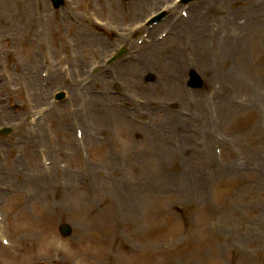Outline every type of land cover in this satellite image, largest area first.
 Wrapping results in <instances>:
<instances>
[{
    "label": "rangeland",
    "instance_id": "obj_1",
    "mask_svg": "<svg viewBox=\"0 0 264 264\" xmlns=\"http://www.w3.org/2000/svg\"><path fill=\"white\" fill-rule=\"evenodd\" d=\"M81 1L68 0L71 7L70 18L63 22L64 26L54 28L53 39L45 25L44 35L50 38L45 37L44 41L50 44V48L59 49L61 42L64 45L66 31V37L73 36L74 31L70 25L74 27V8L77 9ZM93 1L95 4L99 2ZM107 1L103 0V4ZM173 1L129 0L124 6L128 9L124 15L117 6L115 11L105 8L99 16L102 21H109L110 26H118L117 30L120 31L125 25H132L152 11H157L160 6ZM45 2L46 0L43 3ZM205 2L207 3L204 4ZM205 2L187 9L199 22L187 20L181 28V32L186 33L188 23L198 25L193 32L189 29L188 33L196 37L203 48H194L191 64L187 62L190 60L184 52V61L201 72L207 82V89L202 94L189 93L185 87L184 90L182 87L181 89L191 96L196 95L190 102H198L200 109L197 110L198 106L190 109L186 100L174 91L166 96L164 91L159 90L158 85L163 75L158 74L162 66L155 53L152 60L155 62L156 58L157 63L150 64L149 69L153 68L156 84L150 85L151 87L143 85L141 71L136 78L139 85L141 83V89L133 81H126L122 93L123 104L121 105L119 98L113 100L118 102L119 107L113 106L117 113L114 109L113 112L109 111L112 109V102L107 99L104 103L106 113L103 115L104 124H101L103 131L109 132L112 122H117L119 126L122 120L128 125L127 131L132 128L131 132H134V137L131 133L126 136L119 128L123 142V160L130 165V172L126 166L119 167L112 161L111 155L117 154L119 150L113 143L115 138L110 137L109 133L106 141L103 144L98 142V146L90 145L89 139L86 140L90 152L96 158V166L94 163L84 166L81 158V165H70L56 153H52L55 157L52 156L54 159L51 158V162L55 167L52 166L54 171L51 176L47 175L50 180L44 184L45 188H49L46 196L37 199L39 205L35 202L25 206L34 220H41V225L22 224L16 232V239H41L39 249L43 253L39 251L35 260L40 259L25 264H46L47 259L41 258V255L52 250L54 242L60 239L57 234L61 222H68L74 230L73 236L66 240V245L83 249L91 264H109V258L110 264H264V0ZM17 3L15 0H0V18L9 21L8 24L0 22V39L5 45L3 52L8 55L9 51H14L9 56V62L6 57H0V73L1 70H7L8 64L11 68L8 71L13 78L18 70V62L24 60L20 54L24 56L32 48L29 42L23 45L18 23L9 20L10 12L18 11ZM32 10L34 12L33 4ZM252 16L254 19H251ZM170 30L171 28L164 26L158 36ZM202 33L215 39L206 40L202 38ZM10 34L15 36L12 42L7 39ZM201 41L209 42L208 46H203ZM98 42L100 41L97 39L90 41L95 45ZM168 42L170 44L167 45V50L174 48L171 43H180V40L169 38L166 43ZM88 50V47L81 52L75 50L76 58H84L85 61L82 62L95 63L101 56L97 54L95 57ZM164 52L167 51L163 49L162 53ZM162 53L159 57H164ZM141 55L143 61L146 52H141ZM137 66L140 67L138 64ZM37 72L40 73L39 70ZM167 75L179 77L182 81L186 78V74L179 70L174 72L169 69ZM0 77V127L9 124L18 130L23 123L14 125L10 123V119L17 108H20L19 93L13 91V85L7 83L3 74ZM132 84L133 92L127 91L126 88L129 89ZM9 102L16 108L15 111L10 109ZM170 102L176 103L178 114L158 110L160 105L167 106ZM208 111L217 117L210 118ZM124 115H131V122ZM22 116L23 114H19L18 119ZM137 120L143 122L142 128L136 126ZM207 120L209 123H206ZM195 122L201 125H194ZM60 126L55 123L53 128L57 135ZM62 126L67 127L65 124ZM44 129L42 125L40 129H33L34 135H27L26 141L32 142V146L28 147L19 146L24 135L15 140L17 145L13 149L9 148L7 138L0 139L1 153L8 154L7 167L12 168L16 161L26 160L27 164L21 166L22 173L42 171L45 176L35 151L39 145L52 143L55 137L45 134ZM86 130L88 132L90 129ZM73 140L74 133L70 136L71 148L79 156ZM215 148L222 150L221 156L216 154ZM31 156H35V162L30 166L28 163ZM93 167L98 170L92 171L95 169ZM9 168L5 171L10 172V177L5 176L7 172H2L0 184L7 182L16 188L30 190L31 185L23 182V178L17 174L14 175L15 171H8ZM109 171H112L113 181L120 188H125V178L135 179L138 204L135 203L134 209L132 207V216L122 218V225L117 224L113 218L109 219L100 196L98 198L93 195L95 198L92 202L96 210L87 216L79 209L77 199L83 188L75 193L70 192L74 177L77 182L90 177L97 180V184H91L88 180L87 184L82 180L83 183L99 194L100 190L103 191V186H100L102 184L98 183L99 179L105 177L110 180V184L106 183L108 186L114 185L107 174ZM74 172H81L82 176H76ZM59 174L62 176L59 177ZM217 184L221 185L219 190L216 189ZM21 199L26 202V198ZM24 203L12 202L13 206ZM12 209L10 205L8 210ZM16 210H19L18 207ZM14 218L18 219L17 214ZM24 220L26 218L23 217L20 223ZM106 250H109V254ZM64 261L62 256H57L49 264H63Z\"/></svg>",
    "mask_w": 264,
    "mask_h": 264
},
{
    "label": "bare ground",
    "instance_id": "obj_2",
    "mask_svg": "<svg viewBox=\"0 0 264 264\" xmlns=\"http://www.w3.org/2000/svg\"><path fill=\"white\" fill-rule=\"evenodd\" d=\"M112 5H113V3L110 0H108V4L106 5V7H111ZM102 8H103V5H102ZM89 10H90L89 5H86L87 15L85 14V16H84L85 19H88L89 16L91 15V13H90L91 11L89 12ZM21 12L22 13H27V14H24V16H28L29 15V13H30V4H29L28 0H23L22 11H18V14H20ZM190 27H194L195 28V25L194 24H190ZM202 38H204L206 40L215 39L214 37H211V36L203 34V33H202ZM32 39H33V37H32ZM158 47H160L161 49H165L166 45L162 44V45H159ZM150 56H152V54H150ZM34 82H35L36 86L40 84V81L37 78L34 80ZM168 84H169V86L171 84H173L174 86H176L180 90V87L177 85V83L168 82ZM46 97H47V95L44 94V93L38 94L37 95L38 102L39 103L44 102ZM197 110H199V109H197ZM177 121L179 122V119H177ZM182 121L186 122L185 120H182ZM57 152H60V154L62 156H64V160L65 161H66L67 157L69 159L72 157L71 146H70L69 142L66 141L65 139L64 140L61 139L59 141V146L57 148ZM49 155H52V154H49ZM19 165H22V161H20V162L16 161V164H14V167L11 170H13L15 172H20V170H18ZM23 177L26 178L25 179L26 182H30V183L33 184L34 187H32L31 190H33V194L34 195L37 194V196H40V190L42 192H43V190H44V192L47 191V189L44 187V184L41 185L43 182L41 181L39 173L35 172V173H32L29 176H24L23 175ZM103 186H106V190L104 192H102V195H103L104 203H106L107 201L109 202L108 207H107V212L109 213V217L117 218L118 214H120L122 212H126V210L129 211L128 208H130V205L127 204L124 200L119 201V202L111 200L112 193L120 191V187H111V188H109L104 183H103ZM82 188L85 190V193H83L82 195H79L77 197V199L79 201V207L81 209H83L84 211H88L89 209H94L95 205L91 202V198H92V194L93 193L88 190V188L86 187L85 184H84V186ZM106 191H108V192L106 193ZM43 195H45V194L43 193ZM116 215H117V217H116ZM118 223L122 224V221L120 219H118ZM69 260H70V264H89V263L86 262L87 261V257L85 258L84 255H82L80 253L79 254L72 253L71 256L69 257Z\"/></svg>",
    "mask_w": 264,
    "mask_h": 264
}]
</instances>
